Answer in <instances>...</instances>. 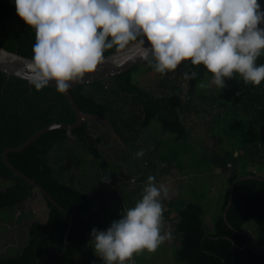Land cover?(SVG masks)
I'll return each instance as SVG.
<instances>
[{
	"label": "trees",
	"instance_id": "16d2710c",
	"mask_svg": "<svg viewBox=\"0 0 264 264\" xmlns=\"http://www.w3.org/2000/svg\"><path fill=\"white\" fill-rule=\"evenodd\" d=\"M34 43L35 29L16 14L14 0H0V47L31 59ZM114 52L106 50L105 55ZM257 63L264 64V53ZM184 64L189 67L182 64L162 74L160 88L153 92L142 88L137 78L155 71L146 62L109 80L71 89L84 114L111 124L125 146L119 156L124 166L108 163L100 146H109V141L94 133L89 119L72 131H49L23 151L9 153L12 165L41 185L64 212L39 191L49 210L47 220L31 222L27 243L0 257V264H104L90 242L94 227L108 228L99 217V204L114 207L116 198L120 206L134 207L148 177L163 164L165 171L173 166L194 173L163 210L162 224L169 223L167 232L177 247L175 264H264V181L235 183L259 176L249 169L252 165L264 169V81L257 86L235 74L221 88L203 65ZM186 71L199 76L185 78ZM190 120L203 122L224 151L217 153L196 138ZM75 123L73 109L56 88L36 90L27 80L0 72V185L10 184L0 189L1 214L18 209L37 190L6 166L4 152L21 147L45 127ZM154 123L167 138L145 137L143 132ZM141 150L144 155L137 157ZM216 170L229 174L220 190L210 181ZM131 176L137 177L133 188L128 185ZM130 193L136 195L124 196ZM206 207L218 212L213 229L205 222Z\"/></svg>",
	"mask_w": 264,
	"mask_h": 264
},
{
	"label": "clouds",
	"instance_id": "9594fccd",
	"mask_svg": "<svg viewBox=\"0 0 264 264\" xmlns=\"http://www.w3.org/2000/svg\"><path fill=\"white\" fill-rule=\"evenodd\" d=\"M16 14L35 29L32 58L20 71L41 90L54 83L67 93L72 83L95 73L106 50L140 59L160 74L189 61L214 74L221 88L239 74L245 83L264 81V8L258 0H14ZM196 79V71L184 72ZM227 78V79H226ZM201 86H204L201 84ZM142 157L144 151L135 154ZM155 176L148 177L144 194L126 208L106 230L91 232L95 253L104 264H126L139 252H155L171 232L162 234V192Z\"/></svg>",
	"mask_w": 264,
	"mask_h": 264
},
{
	"label": "rangeland",
	"instance_id": "374dc122",
	"mask_svg": "<svg viewBox=\"0 0 264 264\" xmlns=\"http://www.w3.org/2000/svg\"><path fill=\"white\" fill-rule=\"evenodd\" d=\"M137 78L139 79V83L142 88L153 92L160 88L163 75L156 71H151L142 73L137 76ZM137 78L135 77L136 82ZM205 81H203L201 84H204ZM89 88L90 87L87 86V89ZM183 88L184 92L188 91L187 81L184 82ZM86 119H89L90 122L94 124L93 130L96 135L104 136L105 140L109 141V146H107L105 143H101L100 146L108 163H118L124 166V162L121 161L119 156L124 153V151H126L125 146L120 140V138L114 133L111 124L107 120H98L96 117L93 116H86ZM189 122V124L193 125L195 128L194 136L196 138H200L205 141L206 146L216 148V150H218L217 153L219 151H224L221 149V146L219 144H216V141L213 140L212 136L210 137L208 135L209 133L208 131H206L207 128L204 127L203 122L199 123V120H190ZM195 125H197V127H195ZM143 133L145 137L151 135L152 138H167L166 136L161 134L163 133V130L160 125L156 123H154L149 129L145 130ZM166 167L167 164L160 165L155 170V174H152V176H155L156 178L154 183L157 186L163 184L168 189L167 194H164L162 192L160 198L163 204V210L168 209L166 204L167 201L170 198H175L176 196H178L179 192L184 191L186 185L191 181V178L194 176V173H192L189 169H183L184 172L183 170L181 171L177 167L173 166H169V170L166 171L162 169ZM249 169H251L259 176H264V169H261L254 165L250 166ZM213 176L214 178L210 177V181L211 183H215L218 186L217 189L220 190V188H222L223 186V183L227 182L229 174L222 172L221 170H216ZM133 179H137V177L131 176L129 180L132 181H127L130 182L128 185L132 188L134 185ZM1 183L2 184L0 185V189H3V187L10 185L8 182L1 181ZM110 193L112 194V192ZM133 193L124 196L126 197L136 195ZM213 195L214 198H217L218 191L214 192ZM137 198H139V196ZM114 201V207H108V203H106L107 205L101 203L98 206V209H102V213L99 215V217L102 219V221H104L107 227L110 226L112 221L119 219V214L117 213H121L124 207H126V205H123V207L120 206L119 199L116 200V198H114ZM126 204L128 206L127 208L132 207V205H129L128 203ZM206 211L207 212L205 215V222L207 226L213 229L214 221L218 216V212H216V209L212 207H206ZM48 212L49 210L45 199L43 198L42 194L36 190L34 198L27 200L18 209L7 210L3 214L0 213V257L9 254L10 250L15 249L19 251L21 248H23L24 245L27 243L28 228L31 222L37 220L41 222L46 221L48 217ZM168 225L169 223L161 225L162 234L167 233ZM174 241L175 240L165 239L155 252H149L148 250H144L142 252L136 253L130 261L126 262V264H175L174 253L177 247H175ZM97 255L100 256L99 253H97ZM42 264L48 263L43 261Z\"/></svg>",
	"mask_w": 264,
	"mask_h": 264
},
{
	"label": "water",
	"instance_id": "95a60500",
	"mask_svg": "<svg viewBox=\"0 0 264 264\" xmlns=\"http://www.w3.org/2000/svg\"><path fill=\"white\" fill-rule=\"evenodd\" d=\"M258 2L261 4L262 8H264V0H258ZM261 27H264V25H260ZM134 53V49H130L128 52L125 53H116L109 55L106 57L105 62L98 66V70L95 73L86 74V78L79 82V83H72L70 89L67 93H63V95L66 97L68 103L70 104L71 108L73 109L75 115H76V123L72 125L67 124H53L51 126L45 127L38 132H36L24 145H22L19 148H9L7 149L4 154V162L6 166L18 177L22 178L23 180L27 181L30 185L35 186V188L42 192V194L47 198L50 202H52L54 205H56L58 208H60L63 212L64 209L51 197V195L38 183H36L34 180L23 174L21 171H19L12 163L9 161V153L13 152H20L26 149L29 145H31L34 141H36L40 136L43 134L55 130V129H64L68 131H72L78 127H80L83 122L86 119V116H89L87 114H84L82 110L79 108L75 98L73 97L71 93V89L76 88L80 85H93L94 83L109 80L111 78L117 77L120 74L126 73L135 66L139 64L145 63L144 61L140 59H129L126 63L119 64L114 63V61L119 62L124 60L125 57H132ZM29 58L23 57L19 54L13 53L11 51H8L4 48L0 47V72L6 73L9 77L16 76L19 78H22L24 80H27L24 78L23 73L20 71L23 69L24 65L29 61ZM28 81V80H27ZM52 88H56L53 85L48 86ZM247 179H257L264 181V178L261 176H247V177H241L235 181H242ZM233 190L234 185L230 188V204L233 202ZM229 210V207L227 208V211ZM227 215V212L225 216ZM71 217V215H70ZM227 220V219H226Z\"/></svg>",
	"mask_w": 264,
	"mask_h": 264
}]
</instances>
